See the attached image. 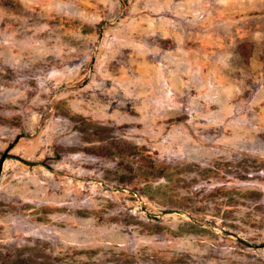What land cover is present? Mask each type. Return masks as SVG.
<instances>
[{"label": "rangeland", "instance_id": "rangeland-1", "mask_svg": "<svg viewBox=\"0 0 264 264\" xmlns=\"http://www.w3.org/2000/svg\"><path fill=\"white\" fill-rule=\"evenodd\" d=\"M7 149L0 264H264V0H0Z\"/></svg>", "mask_w": 264, "mask_h": 264}, {"label": "water", "instance_id": "water-1", "mask_svg": "<svg viewBox=\"0 0 264 264\" xmlns=\"http://www.w3.org/2000/svg\"><path fill=\"white\" fill-rule=\"evenodd\" d=\"M8 158H15V157H13L12 155H10L9 153H8V149L2 154V156L0 157V173H1V170H2V165H3V162L6 160V159H8ZM29 164V163H28ZM163 215H165V214H172V213H175V211H173V210H163L162 212H161ZM264 246V244H262V245H254L253 247H263Z\"/></svg>", "mask_w": 264, "mask_h": 264}]
</instances>
